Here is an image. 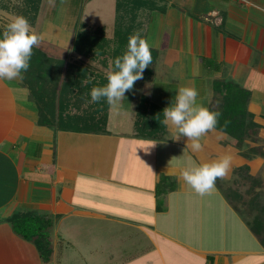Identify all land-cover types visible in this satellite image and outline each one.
<instances>
[{"label":"crops","instance_id":"obj_1","mask_svg":"<svg viewBox=\"0 0 264 264\" xmlns=\"http://www.w3.org/2000/svg\"><path fill=\"white\" fill-rule=\"evenodd\" d=\"M189 2L188 13L184 12L185 1L178 0L157 14L168 26L185 23L191 16L201 20L186 21L190 26L198 24L201 37L197 42L185 38V45L197 44L188 49L186 64L179 60L188 69H180V76L176 73L172 67L177 66V57L166 44L163 60L157 52L151 65L166 67L164 78L170 84L155 85L154 78L140 80L143 85L152 81L144 89L155 87L157 94L151 102L165 109L175 102L179 88L192 87L199 93L197 105L208 108L209 100L218 95L203 67L213 71V64L207 69L206 62L197 60L214 55V72L222 65L223 77L250 92L247 109L260 127L257 143L246 142L264 150V52H257L264 30V6L248 3V9L241 12L230 9L228 2L222 8L208 0ZM222 32L234 37L223 43L224 38L216 36ZM246 64L259 78L242 76L241 65ZM259 82V90L253 93ZM138 107L139 103L133 106L134 115ZM114 110L108 105L101 131L52 129L37 124L36 105L19 78L0 80V264H264V247L245 224L246 215L237 211L225 192L215 184L211 191L198 194L181 177L183 170L230 156V171L247 165L251 179L257 169L258 177L264 179V157L242 156L235 140L217 129L202 138L199 152L187 146V137L175 139L178 132L170 124H165L160 139L138 136L135 117L132 126L126 125L124 117H130H114ZM161 174L171 176L175 184L164 194V204L157 207L155 185ZM206 201L220 206L221 219L229 220V231L245 242L227 249L203 244L200 210ZM15 211L50 218L47 261L31 241L12 229L8 218ZM175 225L183 228L175 229ZM214 239L220 241L221 236Z\"/></svg>","mask_w":264,"mask_h":264},{"label":"trees","instance_id":"obj_2","mask_svg":"<svg viewBox=\"0 0 264 264\" xmlns=\"http://www.w3.org/2000/svg\"><path fill=\"white\" fill-rule=\"evenodd\" d=\"M7 1L6 10H10L15 16L27 18L30 25L34 24L40 0ZM76 2L77 0H74V4ZM165 8L163 0H115L112 38L106 37L104 26L88 28L84 22H81L79 29L74 33L71 50L86 57L90 62L98 59V62L104 66L108 55L115 60L127 51L129 37L141 25L138 19L139 12H164ZM5 30L6 28L2 30L0 26V38ZM150 51L153 62L157 50L150 48ZM202 60L206 62L204 66L208 69L210 62L206 58ZM29 65L27 72H22L23 79L20 81L26 87L29 99L36 105L38 125L75 131L105 129L109 104L106 98L93 103L90 95L93 87L106 85L105 73L96 72L91 64L67 62L65 59L50 55L40 47L33 48ZM150 73L151 69L147 67L141 80H147ZM212 88L220 99L218 105L208 106L210 111L220 113L215 129L232 137L242 156L264 157V150L259 145L249 146L246 142L247 139L253 142L256 140L260 127L253 120V113L247 109L250 92L234 82L223 79L213 80ZM163 110V107L151 101L145 109H141L139 105L134 122L136 134L152 139L162 138L166 131ZM238 168L248 170L247 165ZM247 177L251 178L250 175ZM215 184L218 185V180ZM173 188L174 179L161 174L155 185L156 196L164 195ZM225 197L232 203L241 202L240 195L235 189L229 188ZM257 202L254 198L253 201L247 202L250 217L246 219V224L264 246V206L256 208ZM157 207L160 206L157 204ZM8 221L14 232L35 245L43 261L49 259L51 246L47 232L51 223L50 218L35 212L15 211Z\"/></svg>","mask_w":264,"mask_h":264},{"label":"rangeland","instance_id":"obj_3","mask_svg":"<svg viewBox=\"0 0 264 264\" xmlns=\"http://www.w3.org/2000/svg\"><path fill=\"white\" fill-rule=\"evenodd\" d=\"M14 1L15 0H13L12 2ZM163 1L165 3V6L167 7L170 3H173V1L176 4L178 0H172L171 2H169V0H163ZM183 1H185L186 3L184 12L188 13L190 9V2L189 0H183ZM7 2H8L7 0H0V26L2 30L6 28L7 24L11 21V19L15 17L13 12L5 9V4ZM9 2L11 1L9 0ZM158 2L160 4L162 3L161 1ZM208 2H210L211 4L217 7L219 6L220 8H222L223 6L227 7L225 5V2H228L231 5L230 9L235 11L239 10L241 12H244L245 10L248 9V5H247L248 3L252 5L254 3L256 5L264 6V0H208ZM175 4L173 5L176 6ZM174 6L173 8L175 9ZM225 11H228V9H222L221 12H225ZM191 12L193 13V11ZM159 13L160 11L139 12L138 19L140 20L141 25L136 31H134V34L139 33L141 38L146 39L150 48L156 49L158 54H160L158 58H160L161 60H163L162 59L164 53L163 50L165 49L164 46L168 44L170 47L168 46L167 49H169L170 53L172 52L171 54H173V56L177 57L175 58L176 59L175 63L177 64V66L172 68H176L177 69L176 73L179 74L180 69H182V71L188 69V67L184 65L182 66L181 62L179 61L180 58L184 61L183 64H186L187 59H190L188 49L191 50L190 48L193 47L192 45H197L189 42H187L185 45L184 44V42L186 41L185 38L189 37L191 41L195 40V42H197L201 38L200 34L198 33L200 31V27L198 26V24H195L194 26H190L188 23H186V21L187 20L201 21V20L200 19L197 20L196 18L198 17L191 16L192 18L186 19L184 21L185 23H183L182 21L178 26H168L165 24V21H163V19L159 21V18L157 17V14ZM114 15H115V0H77L75 4H74V0H53V3H49V0H40L37 18L34 24L31 25V29L32 31L43 37L38 47H40L50 55L65 59L67 62L76 61L83 63V65L91 64L96 72H103L105 73L104 75L107 76L108 71L114 68V65L112 63L114 60L110 57V55H108L106 59V65L103 66L98 62V59L95 60L94 62H90L86 57L79 55L75 51L71 50V43L74 33L79 29V25L81 22H84L86 27L88 28L95 27L98 25L104 26L106 37L111 39L113 36V29H114ZM216 36L224 38L223 43L227 41V38L234 37L231 34L228 35L226 32L225 33L222 32L221 35H216ZM174 43H176L175 46H173ZM217 43L218 45L220 44L219 38ZM217 43L215 44L216 46H218ZM177 47H180L181 50H179L180 48ZM258 49L259 50L257 52L259 51H261L262 53L264 52V30H262L261 33ZM110 50L112 49L110 48ZM195 50L197 49L195 48ZM201 59L202 58L199 57L197 61L202 62ZM207 59L210 62V64L213 65L215 64L212 61L216 59L214 55L208 57ZM245 60L246 58L244 57V61ZM233 64L235 66L238 65L237 62H234ZM213 65L211 66V70L213 71H208L203 67V73H205V78L209 79L212 77L213 80L225 78L221 74V72L224 71L223 66L222 65L220 66L221 68L220 71L214 72L215 68L213 67ZM148 68H150L151 70L153 69L150 75H148L149 77L147 78L148 80L151 78L153 80L154 78L155 79L154 81L155 82L157 81L155 85L160 83L163 84V86L164 84L166 85L170 84L164 78L165 76L164 74H168L166 72V67L162 65H159L157 67L155 65L154 66L151 65L148 66ZM241 68L245 70L242 73V76L246 77V75H249L248 79H250L255 75L254 77L259 78V76L256 75L257 74L256 70L253 67L249 68L247 67L246 64V65H241ZM183 75H185V73ZM224 80L227 79L225 78ZM251 80L254 79L252 78ZM148 82L146 81V83L143 85V82L138 80L134 84L133 89L125 93V98L122 101V104H120L119 106H113V108L115 109L113 112L115 113V115L113 116L116 117L123 115L130 117V119L124 117L123 123L126 125L130 124L132 126V120L135 117L134 115L135 111L134 109H132L133 106L138 105L139 103L140 108L145 109L148 103L152 101V98L155 99L156 97L157 89H155V87L151 90H145L146 89L145 85L151 84L152 81H150L149 83ZM243 86H245V84ZM246 86L250 87V85H246ZM254 86H253V90L255 89V92L253 93H256L257 92L256 90H259L260 88V82L258 84L255 83ZM161 89L162 88L159 87V90ZM219 102H220L219 97L215 95L209 100L208 104L218 105ZM117 109L118 110L124 109V113L122 114L116 113ZM167 133L168 135H171L170 131L169 132L167 131ZM252 143H257V138L254 142L252 141ZM161 144L163 145V142ZM260 148L262 149L261 146ZM229 172L230 175L227 174L225 178L217 179L218 185L220 189L225 193L228 191L229 188L235 189L238 192V194L240 195L241 202L240 201L235 202L234 206L237 207V211L242 213L243 216L246 215L245 216V221H246V219L250 217V213L247 211L248 201H253L254 198L257 199L258 201L257 204L255 203L256 208L259 209L260 206H264V179H262V177L260 176L258 177L259 175L258 169L254 174L257 175L256 176L257 178L252 177V179L247 177V175H249L248 170H243V169H239L238 167H235L232 171ZM164 200H165L164 195L162 194L157 195L156 202L159 206L164 204L163 202ZM202 209L203 210H200L201 218L203 219L202 223L204 228L202 233L205 238L203 239L204 240L203 244L204 243L212 244L214 248L217 247L218 249H223V248L227 249L233 246L236 248L237 246L245 242V241L241 242L240 241L241 238H239L238 236H234L233 232L229 231V224H228L229 220L227 218L224 221L221 219L224 212L220 208V206L217 205V203L214 202L213 204H211L206 201L205 203H203ZM247 227L249 228V225H247ZM174 228L180 229L183 228V226L175 225ZM221 231H223V233H221ZM216 236H221V240L216 241L214 239ZM251 236H253V234ZM256 238L258 239V237ZM216 255L217 254H215V256Z\"/></svg>","mask_w":264,"mask_h":264},{"label":"clouds","instance_id":"obj_4","mask_svg":"<svg viewBox=\"0 0 264 264\" xmlns=\"http://www.w3.org/2000/svg\"><path fill=\"white\" fill-rule=\"evenodd\" d=\"M49 3H53V0H49ZM42 39V36L32 31L27 18L13 17L0 38V80L23 79L22 72H27L30 67L33 48L38 47ZM112 63L114 68L107 73L106 85L92 88L91 102L106 98L111 106L122 104L125 93L131 91L138 80L143 79L144 70L152 63L148 42L139 33L130 36L127 51ZM198 95L195 88L181 87L175 102L163 110V123L176 128L178 135L175 139L187 137V146L193 152L203 149L202 138L215 130L220 116L219 112L197 105ZM230 167L231 157L224 156L183 170L181 177L195 192L203 195L215 187L217 179L227 176Z\"/></svg>","mask_w":264,"mask_h":264}]
</instances>
